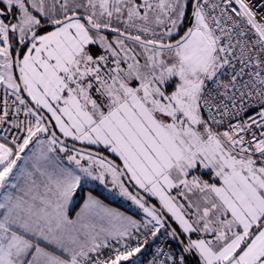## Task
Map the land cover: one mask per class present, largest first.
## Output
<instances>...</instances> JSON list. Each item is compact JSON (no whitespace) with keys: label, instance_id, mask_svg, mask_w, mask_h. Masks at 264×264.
I'll return each mask as SVG.
<instances>
[{"label":"snow or ice","instance_id":"snow-or-ice-1","mask_svg":"<svg viewBox=\"0 0 264 264\" xmlns=\"http://www.w3.org/2000/svg\"><path fill=\"white\" fill-rule=\"evenodd\" d=\"M0 90V264H264V0H0Z\"/></svg>","mask_w":264,"mask_h":264},{"label":"crops","instance_id":"crops-1","mask_svg":"<svg viewBox=\"0 0 264 264\" xmlns=\"http://www.w3.org/2000/svg\"><path fill=\"white\" fill-rule=\"evenodd\" d=\"M89 187H94V194L98 195V197L100 199H102L105 204H107L113 208H120L122 211L125 210L128 215H131V213L128 212L129 209H127V210L124 209V207L121 204L116 203V201L109 198L105 193V191H108V190H106L103 186L99 185L98 182H95L94 184H90ZM109 192H111V191H109ZM111 193H113V192H111Z\"/></svg>","mask_w":264,"mask_h":264},{"label":"rangeland","instance_id":"rangeland-1","mask_svg":"<svg viewBox=\"0 0 264 264\" xmlns=\"http://www.w3.org/2000/svg\"><path fill=\"white\" fill-rule=\"evenodd\" d=\"M105 193L109 198L116 201V203L121 204L124 207V209H126V210L129 209L128 212H130L131 215L134 216V218L139 219L138 210L134 206H132L129 201H126L123 198H121V197H119V196H117L114 193H111L109 191H105ZM116 209L122 211L120 208H116ZM122 212H125L127 214V212L125 210H123Z\"/></svg>","mask_w":264,"mask_h":264},{"label":"built area","instance_id":"built-area-1","mask_svg":"<svg viewBox=\"0 0 264 264\" xmlns=\"http://www.w3.org/2000/svg\"><path fill=\"white\" fill-rule=\"evenodd\" d=\"M0 93H2V90H0Z\"/></svg>","mask_w":264,"mask_h":264}]
</instances>
